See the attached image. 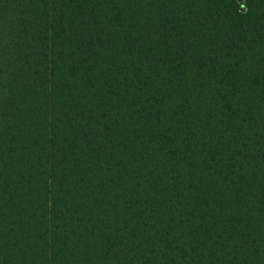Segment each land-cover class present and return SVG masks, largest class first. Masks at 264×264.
Here are the masks:
<instances>
[{
    "label": "trees",
    "instance_id": "trees-1",
    "mask_svg": "<svg viewBox=\"0 0 264 264\" xmlns=\"http://www.w3.org/2000/svg\"><path fill=\"white\" fill-rule=\"evenodd\" d=\"M0 264H264V0H0Z\"/></svg>",
    "mask_w": 264,
    "mask_h": 264
}]
</instances>
